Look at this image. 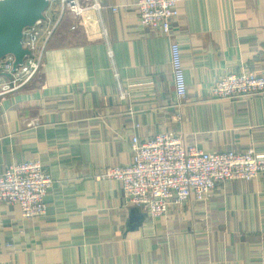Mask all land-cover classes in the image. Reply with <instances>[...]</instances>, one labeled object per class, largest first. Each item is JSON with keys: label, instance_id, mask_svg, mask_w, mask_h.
Segmentation results:
<instances>
[{"label": "crops", "instance_id": "1", "mask_svg": "<svg viewBox=\"0 0 264 264\" xmlns=\"http://www.w3.org/2000/svg\"><path fill=\"white\" fill-rule=\"evenodd\" d=\"M101 1V23L72 30L67 15L34 82L0 100V174L36 160L54 179L43 217L0 203V264H264V174L192 195L159 219L103 177L133 160L134 136L170 132L207 152L264 153V94L213 95L221 76L264 74V0H184L170 35L140 23L136 0Z\"/></svg>", "mask_w": 264, "mask_h": 264}, {"label": "built area", "instance_id": "2", "mask_svg": "<svg viewBox=\"0 0 264 264\" xmlns=\"http://www.w3.org/2000/svg\"><path fill=\"white\" fill-rule=\"evenodd\" d=\"M184 0H136L139 21L148 28L170 35L179 17V4ZM101 0H49L45 18L24 29L23 46L30 53L15 67V56L0 61V100L30 86L46 61L50 42L66 16L74 24L86 19L102 22ZM114 11L118 8L114 7ZM102 35L114 67V52L107 30ZM174 86L179 98L186 97V81L182 52L177 43L171 45ZM264 94V74L258 72L229 73L218 78L213 95L218 99H240ZM133 160L107 170L103 177L121 182L126 203L144 207L152 219L169 213L172 206L183 205L192 195L205 200L219 184L233 180H254L264 174V153L248 149L207 152L197 146H185L180 136L163 132L151 138H132ZM54 179L46 166L36 160L13 164L0 174V203L17 204L23 218H39L47 214L45 197Z\"/></svg>", "mask_w": 264, "mask_h": 264}, {"label": "water", "instance_id": "3", "mask_svg": "<svg viewBox=\"0 0 264 264\" xmlns=\"http://www.w3.org/2000/svg\"><path fill=\"white\" fill-rule=\"evenodd\" d=\"M49 0H0V61L15 56V67L30 52L23 46L24 29L45 18Z\"/></svg>", "mask_w": 264, "mask_h": 264}]
</instances>
